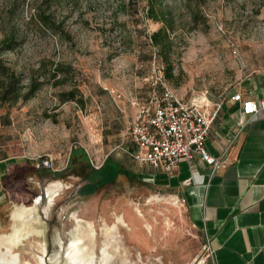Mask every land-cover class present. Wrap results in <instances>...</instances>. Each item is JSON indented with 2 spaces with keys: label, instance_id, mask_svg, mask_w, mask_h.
<instances>
[{
  "label": "rangeland",
  "instance_id": "rangeland-1",
  "mask_svg": "<svg viewBox=\"0 0 264 264\" xmlns=\"http://www.w3.org/2000/svg\"><path fill=\"white\" fill-rule=\"evenodd\" d=\"M163 3L174 24L169 32L170 78L149 40L162 24L144 16L145 0L138 1L137 13L123 9L120 0H0V39L13 33L18 42L3 53V60L24 81L31 75L43 81L28 100L0 107L1 134L13 153L28 156L27 164L10 180L12 190L26 193L13 211L33 205L41 180L45 188L59 186L50 205L47 198L43 206L37 205L41 221L35 226L41 233L15 248L22 262L38 264L43 256L44 264H53L51 257L59 253L58 264H65L69 240L86 222L95 231L84 239L96 254L95 264L108 241L110 252L119 244L120 253L107 264H197L202 259V235L188 218L185 199L139 176L142 167L116 145L128 142L127 126L138 105L162 86L185 101L204 90L221 97L242 77L264 67V0ZM43 13L56 27L44 25ZM71 89L82 103L60 100L61 92ZM83 151L85 156L80 157ZM73 154L91 166H100L110 154L137 177L120 175L94 193L67 200L68 191L83 183L84 166L64 169ZM49 163L65 171L40 178L38 166ZM122 214L132 216L137 226L119 223L116 217ZM115 223L119 233H107L105 227ZM10 224L11 219L0 234L11 232ZM58 237L68 238L63 249Z\"/></svg>",
  "mask_w": 264,
  "mask_h": 264
},
{
  "label": "crops",
  "instance_id": "crops-1",
  "mask_svg": "<svg viewBox=\"0 0 264 264\" xmlns=\"http://www.w3.org/2000/svg\"><path fill=\"white\" fill-rule=\"evenodd\" d=\"M234 93L263 98L264 67L242 77L224 96L210 95L211 105L218 104L219 109L205 147L220 158L217 167L198 155L189 162L181 160L171 173L139 164V176L185 199L188 218L202 235L204 254L197 264H264V108L249 118L241 103L231 99ZM1 133L0 232L12 220L15 203L26 195L12 190L10 180L28 159L23 151L13 153ZM54 171L58 168L38 166L36 173L45 178Z\"/></svg>",
  "mask_w": 264,
  "mask_h": 264
},
{
  "label": "built area",
  "instance_id": "built-area-1",
  "mask_svg": "<svg viewBox=\"0 0 264 264\" xmlns=\"http://www.w3.org/2000/svg\"><path fill=\"white\" fill-rule=\"evenodd\" d=\"M231 99L241 103L242 113L249 118L264 108V97L253 100L234 93ZM211 104L208 90L184 101L162 86L161 91H153L147 102L138 105L127 126L128 142L122 140L116 148L140 165L167 173L181 160L189 162L196 155L217 167L220 158L209 154L205 147L209 127L219 109L218 104Z\"/></svg>",
  "mask_w": 264,
  "mask_h": 264
},
{
  "label": "trees",
  "instance_id": "trees-1",
  "mask_svg": "<svg viewBox=\"0 0 264 264\" xmlns=\"http://www.w3.org/2000/svg\"><path fill=\"white\" fill-rule=\"evenodd\" d=\"M138 1L139 0H120V3H122L123 9L131 8L132 11L137 13L139 11ZM143 13L146 18L162 24L158 29L149 34V40L166 64L164 69L165 76L170 78L172 66L169 60V52L172 45L169 40V32L174 30L172 12L169 7L165 6L163 0H145ZM40 19L45 26L56 27L54 21H52L48 15L43 13ZM17 43V38L13 33L7 34L0 39V107L4 105H14L19 100H28L43 83L39 77L34 75L29 76L28 79L24 81L22 74L12 66L6 64L3 60V53L11 50ZM60 100H75L82 103V99L76 96L74 89L61 92ZM1 119H3L5 123L9 121L6 114H2ZM82 156H85L84 151L81 153L80 157ZM74 164L84 166V172L81 173V175L83 180L87 182L83 187L87 193H94L109 184H113L120 175L129 180L137 177V172H133L124 167L110 154L104 158L102 164L98 167L91 166L87 160H81L77 155L73 154V156L68 159L64 169L69 170ZM64 169L52 172V174L54 176H59L63 173L62 171H65ZM77 174L79 175L80 173Z\"/></svg>",
  "mask_w": 264,
  "mask_h": 264
},
{
  "label": "bare ground",
  "instance_id": "bare-ground-1",
  "mask_svg": "<svg viewBox=\"0 0 264 264\" xmlns=\"http://www.w3.org/2000/svg\"><path fill=\"white\" fill-rule=\"evenodd\" d=\"M57 184L49 185L46 190L47 206L52 203L54 196L56 195ZM46 200V199H45ZM40 205L39 196L34 200L33 205L23 206L12 212L13 224L11 227V232L8 234H0V264H29L21 261L20 255L15 251V248L19 245L24 244L25 239L32 235H38L41 230L35 226V224L40 223L41 219L38 215V207ZM46 207V205H45ZM46 209V208H45ZM137 217L142 215L139 208H135ZM117 221L123 226H128L130 223L131 227L137 226V223L133 220V217H129L128 214H122L117 216ZM79 234L69 240L66 247V253L64 254L66 263L65 264H95L96 254H94L93 248L85 243L86 238H90L94 235V228L90 222L85 224H80ZM135 229V228H134ZM139 230V228H136ZM119 228L116 223L111 226H106L105 231L109 234L119 233ZM110 241L106 242V247H102L101 254L99 257V264H107L111 259L114 258V254L119 255L120 246L119 244H114L113 252L109 250ZM44 248V245L42 244ZM115 255V256H116ZM98 259V258H97ZM53 264H58L60 257L59 253L50 259ZM45 259L43 256L38 257V264H44Z\"/></svg>",
  "mask_w": 264,
  "mask_h": 264
},
{
  "label": "flooded vegetation",
  "instance_id": "flooded-vegetation-1",
  "mask_svg": "<svg viewBox=\"0 0 264 264\" xmlns=\"http://www.w3.org/2000/svg\"><path fill=\"white\" fill-rule=\"evenodd\" d=\"M85 184H87V182H86L85 180H83V183H82V184H79V185L75 186V188L70 189V190L68 191V194L66 195L67 200H69V199H71V198H73V197H75V196H87V195H89L90 193H87V192L84 190V188H83V187L85 186ZM34 196H39V199H40V191H39V194L36 193V195H34ZM45 199H46V196H45L43 202H42L41 199H40V202L42 203V204H40V205L43 206V203L45 202ZM40 205H39V206H40ZM58 207H59V205L54 206L53 211H56V210L58 209ZM39 211H40L41 214L43 213L42 209H39ZM76 216H77V215H76ZM44 217H45V216H44ZM73 223H74V220H73ZM69 236H70V232L68 233V238H69ZM68 238H65V239H63V238H61V237H58V238H57V239L60 240V242H61L62 249L66 246L67 241H68ZM55 242H56V241L54 240V243H52V242H51V243H52L53 245H55V247H56V249H57L58 246H56V243H55ZM60 250H61V248H60ZM48 263H49V262H48ZM62 263H63V261H62V262L60 261V264H62Z\"/></svg>",
  "mask_w": 264,
  "mask_h": 264
},
{
  "label": "water",
  "instance_id": "water-1",
  "mask_svg": "<svg viewBox=\"0 0 264 264\" xmlns=\"http://www.w3.org/2000/svg\"><path fill=\"white\" fill-rule=\"evenodd\" d=\"M42 160H43V157L40 156L38 158V165L42 164ZM47 166L49 167L50 166V163L47 164ZM45 196H46L45 186H44V183L41 182V185H40V199H41L42 202L44 201Z\"/></svg>",
  "mask_w": 264,
  "mask_h": 264
}]
</instances>
